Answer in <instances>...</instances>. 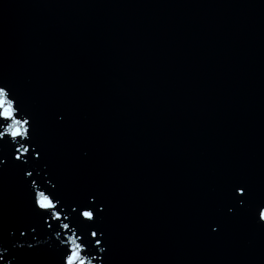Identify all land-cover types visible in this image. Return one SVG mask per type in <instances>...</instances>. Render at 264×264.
I'll use <instances>...</instances> for the list:
<instances>
[{"label":"water","instance_id":"obj_1","mask_svg":"<svg viewBox=\"0 0 264 264\" xmlns=\"http://www.w3.org/2000/svg\"><path fill=\"white\" fill-rule=\"evenodd\" d=\"M0 86L42 152L27 177L0 142V264L99 229L92 264H264V223L224 208L236 180L264 201V0H0Z\"/></svg>","mask_w":264,"mask_h":264},{"label":"snow or ice","instance_id":"obj_2","mask_svg":"<svg viewBox=\"0 0 264 264\" xmlns=\"http://www.w3.org/2000/svg\"><path fill=\"white\" fill-rule=\"evenodd\" d=\"M21 111L19 103L11 90L7 86H0V142H9L8 138H10L12 151L9 159L18 162L16 167L20 168L24 176L31 177L33 173L28 171L26 166L29 163L38 164L42 159V152L38 151L37 147L32 144L30 121L21 116ZM3 163L4 159H0V165ZM31 183L35 186L36 181L33 180ZM248 188V184L243 180H236L230 185L224 201L226 214L235 215L236 210L244 209L251 213L257 223H264V201L252 203ZM33 200L34 208L40 210L39 215L42 219L44 216H48L56 221H60L62 218L67 220V216L62 217L63 209L58 207L59 200L54 193L46 194L45 191H36ZM78 208L79 211L76 208H73L72 211L77 213V217H82L83 221L89 222V228L95 225L98 213L104 211L103 207L98 208L96 203L89 202L88 199L80 203ZM43 223L52 228L47 219H43ZM213 224H209V227L212 232H216L219 224H215V226ZM60 228L69 230L70 225L62 223ZM17 231H19L20 236L25 235L24 230ZM31 232L35 233L36 228L31 227ZM55 234L58 237L60 236L59 232ZM105 236L102 229L85 231L79 235L75 231L66 234L64 238L59 240L61 245L60 264H92V261L96 259L95 256L91 255L92 252L97 249L101 253L106 252V248L102 246V241H104L103 244H107V240L103 239ZM27 247L31 249L34 246L28 244ZM3 259L4 257L0 256V261H3Z\"/></svg>","mask_w":264,"mask_h":264}]
</instances>
